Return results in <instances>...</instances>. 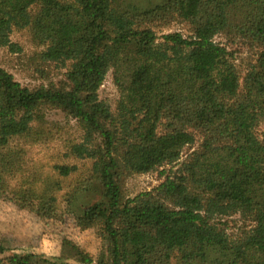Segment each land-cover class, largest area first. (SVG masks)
I'll return each mask as SVG.
<instances>
[{"label":"trees","instance_id":"trees-1","mask_svg":"<svg viewBox=\"0 0 264 264\" xmlns=\"http://www.w3.org/2000/svg\"><path fill=\"white\" fill-rule=\"evenodd\" d=\"M0 49L44 79L0 66V200L46 219L68 204L100 240L96 257L69 238L51 259L0 247V264H264V0H0ZM47 111L79 132L49 166L27 150L65 129Z\"/></svg>","mask_w":264,"mask_h":264},{"label":"rangeland","instance_id":"rangeland-1","mask_svg":"<svg viewBox=\"0 0 264 264\" xmlns=\"http://www.w3.org/2000/svg\"><path fill=\"white\" fill-rule=\"evenodd\" d=\"M222 41L223 37H218ZM24 48L25 54L29 56L32 52V43L26 31L17 32L12 37ZM23 59L11 54L7 49H0V66L12 73L16 80L23 86L33 88L42 83L44 79L39 78L27 70ZM240 58V57H239ZM242 58H245L242 56ZM50 72V67H47ZM50 80L57 81L62 73L50 72ZM100 98L108 101L112 108L118 98L117 90L113 84L111 74H108L100 91ZM48 122L57 123L65 127L62 131H56L54 139L40 144L27 147L30 158L35 162L45 165L62 163V155L65 151L64 145L67 140L76 139L79 136L76 122L65 118L58 111H47ZM73 164L82 166V163L73 161ZM88 166V163H86ZM159 182L158 174L140 175L126 179L124 192L127 197H134L139 192L150 190ZM101 199L98 194H83L78 199V206L87 207L93 202ZM98 228L80 230L75 224V218L71 206L63 204L56 217L46 219L39 209L37 202H31L22 207L0 200V247L1 256L8 257L13 254H33L43 258H56L61 255V244L63 238H69L77 243L85 251L96 257L100 250Z\"/></svg>","mask_w":264,"mask_h":264}]
</instances>
